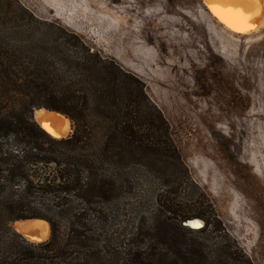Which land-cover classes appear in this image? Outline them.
<instances>
[{
    "label": "trees",
    "instance_id": "16d2710c",
    "mask_svg": "<svg viewBox=\"0 0 264 264\" xmlns=\"http://www.w3.org/2000/svg\"><path fill=\"white\" fill-rule=\"evenodd\" d=\"M208 15L231 35L259 32ZM143 88L68 29L0 0V264H251L193 189ZM40 107L74 132L52 138L32 119ZM147 187V199L136 195ZM30 218L48 222L49 239L9 230ZM191 219L203 226L183 225Z\"/></svg>",
    "mask_w": 264,
    "mask_h": 264
},
{
    "label": "rangeland",
    "instance_id": "374dc122",
    "mask_svg": "<svg viewBox=\"0 0 264 264\" xmlns=\"http://www.w3.org/2000/svg\"><path fill=\"white\" fill-rule=\"evenodd\" d=\"M18 2L138 78L168 125L193 189L210 201L250 263L264 264V28L231 35L201 0ZM58 113L69 122L66 138L76 127ZM101 140L98 129L96 147ZM148 188L136 195L147 199ZM15 221L8 228L22 237Z\"/></svg>",
    "mask_w": 264,
    "mask_h": 264
},
{
    "label": "bare ground",
    "instance_id": "6f19581e",
    "mask_svg": "<svg viewBox=\"0 0 264 264\" xmlns=\"http://www.w3.org/2000/svg\"><path fill=\"white\" fill-rule=\"evenodd\" d=\"M203 6L207 9L208 13L223 27L229 31L240 34L249 35L256 33L264 28V0H237L232 6L241 9L246 15H250L249 20V30L241 33L230 30L223 23H221L210 11L209 8L205 6L204 0H201ZM37 125L43 129L47 134L54 138H63L69 132V122L63 115L53 112L39 110L35 113ZM201 224L200 220H194L191 225L199 226ZM15 226L20 229V235L28 242H38L47 239L48 236V225L44 221L34 220V221H17ZM26 229V232H22Z\"/></svg>",
    "mask_w": 264,
    "mask_h": 264
},
{
    "label": "snow or ice",
    "instance_id": "6c2138e0",
    "mask_svg": "<svg viewBox=\"0 0 264 264\" xmlns=\"http://www.w3.org/2000/svg\"><path fill=\"white\" fill-rule=\"evenodd\" d=\"M236 2L237 0H204L205 6L221 23L232 31L243 33L249 30L251 16L233 7Z\"/></svg>",
    "mask_w": 264,
    "mask_h": 264
},
{
    "label": "water",
    "instance_id": "95a60500",
    "mask_svg": "<svg viewBox=\"0 0 264 264\" xmlns=\"http://www.w3.org/2000/svg\"><path fill=\"white\" fill-rule=\"evenodd\" d=\"M39 110H45V111H51V110H47V109H44V108H38V109H35L34 111H33V114H32V118H33V120L35 121V123H36V117H35V112L36 111H39ZM53 112H55V111H53ZM56 113H58V112H56ZM37 124V123H36ZM54 138V137H53ZM57 139H59V138H57ZM34 220H39V221H43V220H41V219H37V218H30V219H25V220H16L15 222H13V226H14V229H15V231L16 232H20V229H19V227L18 226H15V223L17 222V221H34ZM194 220H199V219H191V220H187L185 223H184V226H188L189 228H192V229H199V228H201L202 226H203V222L201 221V224L199 225V226H196V225H191V223H193V221ZM22 232H26V229H23L22 230ZM20 234V233H19ZM45 240H43V241H38V242H35V244H38V243H42V242H44ZM29 243H33V242H29ZM34 244V243H33Z\"/></svg>",
    "mask_w": 264,
    "mask_h": 264
}]
</instances>
